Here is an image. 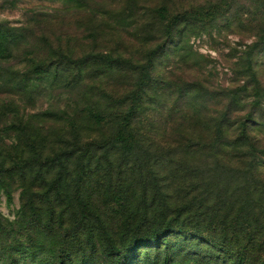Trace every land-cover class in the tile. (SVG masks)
Returning <instances> with one entry per match:
<instances>
[{"label":"rangeland","instance_id":"rangeland-1","mask_svg":"<svg viewBox=\"0 0 264 264\" xmlns=\"http://www.w3.org/2000/svg\"><path fill=\"white\" fill-rule=\"evenodd\" d=\"M208 1L214 0H0V25L21 39L7 58L0 59V125L29 119V156L35 153L45 163L44 184L32 197L34 202L40 200L34 206L38 216L28 215L11 236L0 233V264H8L10 259L5 247H18V243L23 248H11L18 264H58L63 244L72 242L64 231L75 224V195L108 223L104 207L113 204L107 194L129 191L130 210L140 214L147 210L153 215L152 208L159 204L153 198L161 199L155 192L158 185L173 197L182 186L193 194L203 190L204 186H193L208 181L214 169L215 161L207 154L208 119L220 117L233 99V107L243 105V114L250 111L256 81L264 114L261 2L236 0L231 11L211 25H195L188 34L180 32L173 42L155 30L146 9L166 4L170 13H175ZM103 55H110L114 62H106ZM35 64L45 66V71L50 68V72L36 74ZM54 71L58 72L57 82L51 78ZM143 81L147 86L139 90ZM136 92L138 111L132 128L140 151L126 155L110 138L117 129L118 114L131 105L127 97ZM93 114L103 116L104 122L96 121ZM255 119L260 123L255 124ZM245 121L249 131L261 139L255 176L264 181V115L258 112L254 118L246 116ZM4 140L23 145V139L14 134ZM109 162L114 170L108 174ZM230 166L234 169L239 164ZM126 167L131 168L128 175L135 180L120 178L117 184V173L125 178ZM40 170V163L35 164L32 173ZM151 175L156 182L143 187ZM55 177L61 180L47 202L45 190ZM260 193L255 192V199L259 200ZM21 201L20 189L10 193L0 189V221L20 220ZM176 202L173 199L168 205L176 206ZM255 211L259 214V208ZM259 218L256 225L264 247V218ZM92 220L88 218L89 223ZM29 241L38 248L34 256L28 250ZM254 241L259 243L258 236ZM190 245L185 246L186 255L178 247H164L158 256L146 248L125 253L123 261L182 264L179 261L193 256L194 247L199 249V243ZM206 246L201 243L200 252L192 259L203 257ZM80 257H74L76 263ZM96 257L109 256L98 252Z\"/></svg>","mask_w":264,"mask_h":264},{"label":"trees","instance_id":"trees-1","mask_svg":"<svg viewBox=\"0 0 264 264\" xmlns=\"http://www.w3.org/2000/svg\"><path fill=\"white\" fill-rule=\"evenodd\" d=\"M254 1L261 2L264 6V0ZM235 2L236 0L208 1L175 13H170L166 4L148 6L146 9L153 20L155 30L160 31L165 40L173 42V38L180 35V32L183 33L182 36L185 33L188 34V31H191L195 25L201 28L211 25L216 19L230 12ZM9 32L12 31L0 25V59L7 58L21 42L18 35L17 37ZM101 57L106 62H114L110 55ZM33 68L38 75L50 72V68L45 71V66L40 64H35ZM51 78L57 82L58 72L54 71ZM145 86L147 82L143 81L139 90ZM253 91L255 99L250 103V111L246 114H243L245 110L243 105H240L238 109L233 107L234 100H236L233 99L220 117L208 119L207 154L213 162H223V164L218 166L214 162L212 166L214 169L209 172L208 181L202 185L193 186V189L204 186L203 190L193 194L186 186H182L184 188L180 187L176 190V195L173 197L160 191L158 185L155 187V192H158L161 199L157 197L153 199L159 200V204L161 202L162 204L160 208H158L159 204L156 208H152L154 211L151 215L147 210H144L142 214L130 210L129 200L132 194L124 187L127 193L105 195L108 196L107 200L113 204V207H104L108 223L90 208L86 200L75 195L77 208L72 216L75 224L64 231V234L68 235L67 240L72 242L63 244V255L59 256L58 264H77L78 262L80 264H100L102 262L105 264L104 261L107 262L106 264H124L125 253L138 252L146 248H152L158 256L164 247L166 250L178 247L183 248L180 250L183 255H186L185 248L190 244L196 246L197 243H199V249L201 243L207 245L203 257L192 259L194 254L200 252L194 247L193 250L196 253H191L192 257L184 258L179 262L182 264L190 262L197 264H264L263 260L260 261L261 251L264 249L263 235L256 225L260 221L259 217L264 218V181H260L255 176L258 165L255 158L261 139L249 131L248 123L245 121L246 116L254 118L258 112L261 116L264 115L260 107L261 88L257 81L253 84ZM137 94L136 92V95L127 97L131 105L128 110L118 114L117 129L110 138L113 145L126 155L140 151H138L140 146L132 128L133 119L138 111ZM7 112L11 113L10 110ZM93 117L98 122L105 120L98 114H93ZM257 123L260 121L255 119V124ZM12 134L16 139H23L22 146L13 145L12 141L10 144L5 142L4 137L11 138ZM33 151L36 149L33 148ZM141 153L143 154V151ZM38 163H40L41 173L33 174V166ZM231 164H239V166L233 169ZM42 166H45V163L38 160L35 153L29 156V119L24 122L17 118L12 125L5 127L0 125V189L8 193L20 189L22 200L19 210L20 220L10 222L4 219L5 223L0 221V233L5 236L17 233L19 230L17 225L24 224L28 220V215L38 216L34 206L40 200L34 202L32 197L44 184L41 175L43 174ZM113 170L112 163L109 162L107 173ZM130 170L129 167L123 169L125 178L117 173L116 183L120 184V178L125 182L135 180L128 175ZM61 178L55 177L53 183L46 188L44 199L47 202L50 201V192L52 190L55 192ZM155 180L153 175L149 176L143 187L156 182ZM257 190L262 193H260L259 200L255 199L254 195ZM173 199L177 201V205H168ZM256 208H259V214L255 211ZM40 210L41 208L38 209L39 212ZM53 212L54 210L51 209V215ZM89 217L93 219L91 223L88 222ZM49 220L54 221L50 218ZM79 233L84 235V239H81ZM257 236L260 239L258 244L254 241ZM29 243L27 244L28 250L34 256L38 248L30 241ZM19 246L23 248L21 243H18V247L13 245L5 247L10 255L8 264H18L11 248L20 250ZM98 252L109 257H96ZM78 255L82 257L76 263L74 257Z\"/></svg>","mask_w":264,"mask_h":264}]
</instances>
